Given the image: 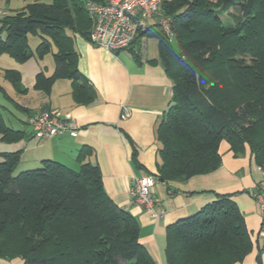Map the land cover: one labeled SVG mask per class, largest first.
Returning a JSON list of instances; mask_svg holds the SVG:
<instances>
[{"label":"trees","instance_id":"16d2710c","mask_svg":"<svg viewBox=\"0 0 264 264\" xmlns=\"http://www.w3.org/2000/svg\"><path fill=\"white\" fill-rule=\"evenodd\" d=\"M86 1L33 0L0 13V56L24 63L51 53L52 72H36L33 88L49 91L55 80L69 79L76 103L94 97L73 43L75 34L88 40ZM159 12L170 18L174 38L169 41L155 21L139 33L151 30L157 37L172 80L170 103L156 128L155 179L183 181L216 169L222 140L234 153L247 146L264 170V0H171ZM30 36H36L34 48ZM2 77L26 90L19 70L4 68ZM24 136L0 110V141ZM89 153V147L81 149L75 165L46 158L22 169L21 150L0 152L1 257H20L23 264H156L139 242L138 220L105 192ZM251 247L230 194L166 228L167 264H233Z\"/></svg>","mask_w":264,"mask_h":264},{"label":"crops","instance_id":"0c3cea01","mask_svg":"<svg viewBox=\"0 0 264 264\" xmlns=\"http://www.w3.org/2000/svg\"><path fill=\"white\" fill-rule=\"evenodd\" d=\"M17 2L0 0V10L10 13L23 6ZM73 43L78 53L77 68L94 95L88 103L74 101L69 79L55 80L49 91L34 89V75L39 70L31 73L32 79L24 84L23 64L27 61L14 60L15 64H9L8 60L0 59L5 63L4 66L0 64L1 75L6 67L19 70L21 84L26 88L20 92L11 84L13 92L8 94L3 83L0 84L15 108L21 111L14 114L16 125L10 126L25 132L21 140L10 146L0 141V152L21 150L20 163L23 164L20 168L27 169L40 165L46 158L75 165L78 152L89 147L87 158L97 164L105 192L118 206L136 217L139 242L156 264H167L164 249L168 225L193 214L221 195L230 194L252 241L250 251L233 264H264V248L258 235L262 218L248 194L249 190L256 189L264 177V170L255 163L247 146L242 152L234 153L226 140H222L218 147L221 163L216 169L183 181L156 180L151 196L152 210L157 216L135 202L129 193L132 178L154 176L157 171L160 161L156 128L172 96V80L164 70L158 39L151 30L139 34L131 46L116 51L94 45L79 34L74 35ZM40 70L49 75L53 66L49 73ZM51 109L76 121V136L67 133L47 139L33 136L27 123L28 115ZM124 113L127 115L121 117ZM0 264H23V260L0 256Z\"/></svg>","mask_w":264,"mask_h":264},{"label":"built area","instance_id":"2783aa9c","mask_svg":"<svg viewBox=\"0 0 264 264\" xmlns=\"http://www.w3.org/2000/svg\"><path fill=\"white\" fill-rule=\"evenodd\" d=\"M169 1L171 0H107L106 2L88 0L85 2V7L92 18L88 41L108 51L124 49L129 47L138 34L152 23L151 20L158 23L162 32L171 41L174 35L170 29V18L159 15L163 3ZM0 13L4 11L0 10ZM126 115L127 113H124L121 117ZM27 123L32 128L33 136L38 139H47L65 133L69 136L77 135L76 121L69 115H61L56 109L33 112L28 115ZM155 184L154 176L142 175L132 178L129 188L134 201L150 210L153 216L158 215L152 210L151 194ZM248 194L253 198L262 218L258 235L264 248V177L258 182L256 189L249 190Z\"/></svg>","mask_w":264,"mask_h":264},{"label":"rangeland","instance_id":"374dc122","mask_svg":"<svg viewBox=\"0 0 264 264\" xmlns=\"http://www.w3.org/2000/svg\"><path fill=\"white\" fill-rule=\"evenodd\" d=\"M17 5H24L25 3L31 2L33 0H17ZM44 2H50V0H42ZM161 14V12H159V15ZM163 16V15H162ZM29 45L31 48H34L37 44V39L36 36H30L28 39ZM4 58L3 60H8L9 64H15L16 62L9 57L8 55H4L3 57H1L0 59ZM0 61L1 65H5L4 61ZM2 66V67H3ZM24 66V70L26 71L24 73V77L22 78L23 83H28L31 79H32V75L31 73H34L35 71H38L40 69H43L46 73H49L52 70V66H53V59H52V55L51 53H47L43 59L41 60H37V59H30L28 60L26 63L23 64ZM7 68V67H6ZM3 86H5L8 94H11L12 88L10 87L11 83L8 81H5L2 79V75H1V71H0V84ZM5 98V99H4ZM0 110L2 111L4 120L6 122L7 125H16V118L14 117V114L17 115V113H20L21 111L17 110L13 104V102L4 97L3 93L0 91ZM16 129V128H14ZM9 145L5 146H10L11 144L8 143ZM23 163H21L22 166ZM19 168V167H18ZM4 241V240H3Z\"/></svg>","mask_w":264,"mask_h":264}]
</instances>
